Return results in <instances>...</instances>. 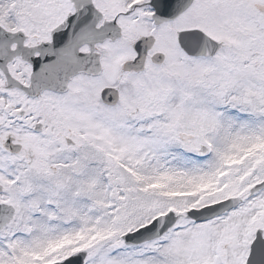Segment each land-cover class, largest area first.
Instances as JSON below:
<instances>
[{
  "label": "snow or ice",
  "instance_id": "6c2138e0",
  "mask_svg": "<svg viewBox=\"0 0 264 264\" xmlns=\"http://www.w3.org/2000/svg\"><path fill=\"white\" fill-rule=\"evenodd\" d=\"M0 264H264V0H0Z\"/></svg>",
  "mask_w": 264,
  "mask_h": 264
}]
</instances>
